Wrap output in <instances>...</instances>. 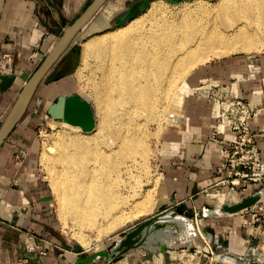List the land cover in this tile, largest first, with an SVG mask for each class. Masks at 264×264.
Returning a JSON list of instances; mask_svg holds the SVG:
<instances>
[{"label":"crops","instance_id":"1","mask_svg":"<svg viewBox=\"0 0 264 264\" xmlns=\"http://www.w3.org/2000/svg\"><path fill=\"white\" fill-rule=\"evenodd\" d=\"M92 1L0 0V126L25 83ZM126 3L127 0H108L75 40L90 26H104L111 19L119 23L120 14L127 11ZM143 3L133 2L129 10L138 9ZM75 40L42 85L60 79H51L56 71H68L69 61H74L76 54ZM8 54L17 57L14 64L5 57ZM2 76L16 79L7 84ZM67 76L68 73L59 75ZM66 84L57 88L70 91L71 84ZM216 84L230 86L237 97L246 99L258 110L251 127L264 161V53L255 59L229 57L200 69L188 80L179 120L166 128L160 148L162 195L167 199L168 210L174 213L193 214L220 204L235 206L264 189V184L247 183V191L238 189L236 203L230 200L235 197L232 194L222 199L215 193L219 188L228 191V187L214 184L222 177L217 169L236 142L235 132L217 123L208 90V86ZM14 136L0 149V264H264V217L262 222L255 223L254 214L243 209L214 213L208 218L206 231L211 241L204 244L203 250H212L213 256L185 250L187 254H180L176 263L171 261L170 252L166 256L140 247L120 258L97 257L90 262L86 259L91 255L66 251L62 247L63 237L56 230L50 189L39 175L34 157L17 149ZM43 249L47 255L40 253Z\"/></svg>","mask_w":264,"mask_h":264},{"label":"bare ground","instance_id":"2","mask_svg":"<svg viewBox=\"0 0 264 264\" xmlns=\"http://www.w3.org/2000/svg\"><path fill=\"white\" fill-rule=\"evenodd\" d=\"M204 2L196 0L179 15H163L165 10L162 13L159 4H153L144 17L83 42L80 68L95 65L91 88L99 125L95 131L79 135L55 133L56 151L44 148L41 155L61 219L66 222L70 217L82 240L90 228L97 230L101 239L127 222L133 206L141 214L153 210L156 202L151 201L152 193L138 191L137 185L147 175L152 150L149 138L155 134L150 125L162 123L173 96L172 117L179 120L186 88L175 93L178 82L212 57L264 50V0ZM78 71L82 77L81 69ZM263 195L264 189L257 194L258 199ZM131 197H137L133 203ZM166 203L161 196L157 210ZM208 212L229 211L220 204ZM163 215L157 227H149L153 238L147 236L149 246L156 245L157 251L189 235L211 239L210 233L194 227L187 217L175 216L173 210ZM179 227L184 231L176 234Z\"/></svg>","mask_w":264,"mask_h":264},{"label":"rangeland","instance_id":"3","mask_svg":"<svg viewBox=\"0 0 264 264\" xmlns=\"http://www.w3.org/2000/svg\"><path fill=\"white\" fill-rule=\"evenodd\" d=\"M139 0H127V11L120 14V19H122L121 23H116V19H111L107 25H100L96 26L95 28H92L91 26L86 29L75 41L74 49H76V54L74 61H69L68 67L66 68L68 71H59L55 72L51 79L60 78L57 81H52L50 83L41 84L39 90L34 96V100L32 101L30 108L28 109L27 113L25 114L24 118L20 121V123L17 125L15 130L11 133L9 137H11L13 134L15 135L17 139V149L25 151V153L29 156L32 155L37 162L38 165V173L41 176L42 179H44L45 183L48 185L50 192L52 194V197L54 199V212L56 216V230L57 233L63 237L62 241V247L72 253H80L81 256H89L92 254L97 255L96 252H104L106 255L102 257H115L114 255H111V250L116 245L117 241H120L127 233L132 232L133 230L140 227V225L146 223L148 220L154 218L155 216L159 215L161 212V209L157 210L160 197L162 195V174H161V168H160V148L161 144L164 138V135L166 133V128L174 121V118L172 117V103L174 96L170 99L167 105H169V108H167V111L165 113V116L162 120V123H152L150 125V130L152 132H155V136L152 135L149 138V144L152 148L150 157L148 159V167L145 169V177L142 179V184L140 186L137 185L138 191L143 192L146 195H150V197H154V199L151 201L156 202L153 203V210L151 211H145V213L141 214L138 213L139 210L134 208H131L133 212L135 211V214L133 217L132 210L130 215L131 217L135 218L132 219L131 217L128 218L129 220H125L127 222H122L118 226H116L112 231L110 230L109 233L104 235L101 239L98 238L97 230H93V228H87L89 230H86L82 238L78 235V231L74 223L72 222L71 218L69 217L66 222L61 219L59 210H58V204L56 202L55 194L53 193L52 187H51V181H50V175L48 171L46 170V167L42 161V151L44 148H48L52 152L56 151L57 145L54 143V137L55 133L58 132H64L70 134H82L83 131L80 127H73L69 124H65L62 122H56L52 118L49 117L47 108L49 105H51L54 101L57 100V98L61 94H73V95H81L86 101H88L90 107L92 108V111L94 112V128L91 131H95L96 128L99 125V116L97 114V103L96 100L92 94V88L93 82L95 80V69L90 65L88 68H80L81 61H82V44L85 40H87L89 37L101 34L104 32H107L109 30L118 28L122 25H126L132 20H135L139 17H144L149 9L153 6V4H159V6L162 9L163 15H179L183 10H186L187 8H192L196 3V0H180V1H171V0H143V2L149 1L148 6L146 8H143L141 4L138 5V9L134 12V14L129 18L125 20V17L129 14L131 7L133 6V2L136 3ZM206 1V2H204ZM220 0H201V2L207 3V4H217ZM186 2V3H185ZM209 2V3H208ZM132 4V5H131ZM191 4V5H189ZM189 5V7H188ZM193 5V6H192ZM163 7V8H162ZM165 7V8H164ZM187 7V8H186ZM185 8V9H184ZM168 10V12L166 11ZM182 10V11H181ZM181 11V12H180ZM171 12V13H170ZM179 13V14H178ZM124 20V21H123ZM264 53V50L262 52H248V51H235L230 53L229 55L222 56V57H212L208 61H206L204 64H200L197 66L186 79H183L178 82L176 85L175 93L177 91L182 90L185 88L188 84V80L191 78L192 75H194L196 72H198L200 69H203L207 65L219 61L225 58L229 57H245L250 59H255L256 57L262 55ZM256 64V63H254ZM257 65V64H256ZM82 71L84 75L82 77L80 76V72L78 70ZM85 69V70H84ZM84 70V71H83ZM78 71V73H77ZM67 74L69 76L67 77H59L60 74ZM80 79H79V78ZM98 78V76H96ZM45 80V79H44ZM185 80V81H184ZM183 81V82H182ZM44 82V81H43ZM42 82V83H43ZM69 83L71 84L70 91H60L58 87L62 85L66 86ZM89 84V85H88ZM87 85V86H86ZM185 85V87H183ZM90 86V87H88ZM182 87V88H181ZM91 89V90H90ZM92 95H90V94ZM186 91L183 96V101L186 96ZM175 95V94H174ZM168 107V106H167ZM182 109V108H181ZM168 116V118H167ZM171 120V121H170ZM165 121V122H164ZM162 124V126H161ZM158 126V127H157ZM162 127V128H161ZM159 131V132H158ZM76 132V133H75ZM162 132V133H161ZM54 150V151H53ZM154 151V152H152ZM147 163V160H146ZM138 168V169H137ZM136 168V171L139 172V167ZM148 176V177H146ZM148 178V179H147ZM149 180V181H148ZM149 184V185H148ZM151 184V185H150ZM148 185V186H147ZM150 186V188H149ZM142 187V189H141ZM152 187V188H151ZM144 189V190H143ZM152 192H151V190ZM142 190V191H141ZM129 191V190H127ZM135 198L137 197H131V201H135ZM222 199H225V197H220ZM131 206V207H132ZM155 207V208H154ZM169 206L166 205L164 209H168ZM211 209H215L214 207ZM136 213L140 215H136ZM175 216H185L187 217L193 224L194 227L199 229L202 227L206 231V227L208 225V218L211 215H214V213L207 212V215L204 213V210L193 213V214H185L183 212H177L174 213ZM220 215V214H219ZM132 219V220H131ZM76 230V231H75ZM176 234H179L184 231V228H176ZM77 232V233H76ZM207 232V231H206ZM209 233V232H208ZM79 237V238H78ZM189 237V238H188ZM85 238V239H84ZM98 238V239H97ZM78 239V240H77ZM89 240V241H87ZM211 239H208L206 235L198 234L196 236H187V238H178L172 241L170 246L166 248V252H170L171 255V261H176L178 263L179 261V255L180 254H187V252H184L185 250H190L188 253H195L197 251L201 252L204 251V244L206 242L210 243ZM81 241V242H80ZM83 241V242H82ZM87 241V242H86ZM92 241V242H90ZM82 243V244H81ZM85 243V244H84ZM212 245H216L212 242ZM155 252V251H154ZM216 254H219L218 251H215ZM157 254H162V252H155ZM166 255L169 256V253ZM174 255V256H173ZM177 257H176V256ZM176 257V258H175ZM101 258V257H98ZM104 260L101 259L99 262L102 263ZM166 261V260H165ZM164 261V262H165Z\"/></svg>","mask_w":264,"mask_h":264},{"label":"water","instance_id":"4","mask_svg":"<svg viewBox=\"0 0 264 264\" xmlns=\"http://www.w3.org/2000/svg\"><path fill=\"white\" fill-rule=\"evenodd\" d=\"M107 1L108 0H93L92 3L87 7V9L75 20V22L65 30L60 40L56 43L41 66L25 83L15 104L0 126V149L7 141L11 133L15 130L20 121L23 119L24 115L30 107L35 94L37 93L39 86L44 81L48 73L64 55V53H66V51L71 47L77 35L90 23V21L95 17V15ZM148 2L149 1L143 3L142 7L146 8L148 6ZM136 9L137 8L134 7L125 17V20L129 19L134 14ZM121 22L122 20L119 23ZM1 79L3 82L5 81L7 82V84H9L12 81H15L16 77L2 76ZM47 112L49 117L56 122L69 124L73 127H80L83 131L86 132L91 131L94 128V112L92 111V108L90 107L88 101H86L81 95H60L57 100L48 108ZM258 200L259 199L257 195H254L242 204L226 207V210L232 213L239 212L244 208L254 205ZM165 206V204L161 206V212L159 215L140 225V227L133 230L132 232L127 233L122 239H120V242L117 241L116 245L114 246L115 248L111 250V255H114L115 258H120L128 254L133 249L140 247H146L151 251H157L155 247L156 245L154 247H150L147 242L148 237L149 239H151L154 236L153 234L149 235L148 231L154 226L157 227L158 224H160L159 222L162 221V217L165 216L163 214L169 212L168 209H164ZM163 225L164 223L162 224V226ZM137 236L141 237V239L138 240L136 238ZM119 247L121 248V250L115 252V249ZM166 248L167 245H163L161 247V251L165 254ZM105 255L106 254L104 252H99L97 255H93L86 260L92 262L98 256ZM81 263H84V261H82Z\"/></svg>","mask_w":264,"mask_h":264},{"label":"built area","instance_id":"5","mask_svg":"<svg viewBox=\"0 0 264 264\" xmlns=\"http://www.w3.org/2000/svg\"><path fill=\"white\" fill-rule=\"evenodd\" d=\"M5 57L13 64L17 59L14 54H8ZM208 90L218 125L229 128L236 134V142L233 148L217 169V173L222 177L220 181L214 184L218 187L226 186L228 191L225 193L222 188H219L215 193L218 194V197L226 196V198L229 194H232L235 197L231 202L236 203L238 202L236 201L238 189L247 191V183L264 184L263 150L251 127L252 122L258 116V110L253 108L246 99L237 97L228 85H211L208 86ZM203 210L207 215L210 208L204 207ZM242 211L254 214L255 223L262 222L264 197ZM40 251L42 255H47L46 249ZM201 253L206 257L214 255L212 250H204Z\"/></svg>","mask_w":264,"mask_h":264}]
</instances>
